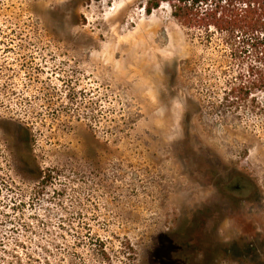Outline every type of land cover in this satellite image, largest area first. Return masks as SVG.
Returning a JSON list of instances; mask_svg holds the SVG:
<instances>
[{"label": "rangeland", "instance_id": "rangeland-1", "mask_svg": "<svg viewBox=\"0 0 264 264\" xmlns=\"http://www.w3.org/2000/svg\"><path fill=\"white\" fill-rule=\"evenodd\" d=\"M147 2L0 0V255L264 264V90Z\"/></svg>", "mask_w": 264, "mask_h": 264}, {"label": "trees", "instance_id": "trees-1", "mask_svg": "<svg viewBox=\"0 0 264 264\" xmlns=\"http://www.w3.org/2000/svg\"><path fill=\"white\" fill-rule=\"evenodd\" d=\"M163 5L183 27L198 32L203 42L218 38L241 65L227 83L233 97L246 100L252 90H264V0H148L145 10L151 14ZM9 254L0 255V264H26Z\"/></svg>", "mask_w": 264, "mask_h": 264}]
</instances>
